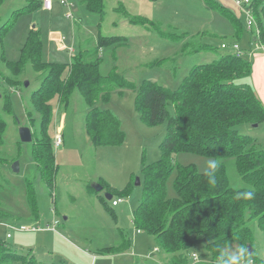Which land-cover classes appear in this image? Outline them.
Listing matches in <instances>:
<instances>
[{
    "label": "rangeland",
    "instance_id": "1",
    "mask_svg": "<svg viewBox=\"0 0 264 264\" xmlns=\"http://www.w3.org/2000/svg\"><path fill=\"white\" fill-rule=\"evenodd\" d=\"M61 1L51 0V11L41 8L16 15L13 13L23 8L26 1H4L0 7V27H7L0 37V54L6 61L20 60L29 32L35 29L41 39L42 61L64 67L62 76L66 77L80 45L84 50H94L100 36L120 37L125 41L98 49L102 76L116 74L137 87L150 81L176 90L195 65L225 54L219 50L222 41L237 43L242 50L250 42L246 32L241 39L236 37L231 18L222 12L223 7L239 13L233 0H208L214 8L207 6L205 0H104L102 21L87 11L84 0H66L71 7L61 5ZM119 3L129 14L147 19L146 27L132 25L115 12ZM240 12L236 15L245 29V12ZM54 32L61 39L53 40L50 34ZM199 45L209 48L194 51ZM255 54L261 58L264 52L255 50ZM243 56L253 62L252 52ZM42 77L43 73H35L30 66L15 76L0 62V109L4 94L9 91L15 118L2 113L7 127L0 148L5 160L4 164L0 163V204L5 213L0 219V240L15 253L32 258L35 264H169L167 256L156 251L153 237L146 232L137 233L134 225V210L143 195L142 169L160 159L159 146L165 137L166 124H145L135 108V91L114 90L99 107L119 119L125 140L118 146L94 147L85 131L88 108L81 93L75 88L65 108L58 106L56 97L52 101L53 119L48 129L56 170L51 190L37 171L33 145L21 143L18 135L19 128L24 126L34 136L39 135V116L32 113L34 121L30 123L25 112L30 107L29 97L40 87ZM166 109L170 116L174 115L171 103ZM237 129L256 140L258 149L264 147V122L257 127L243 124ZM58 133L62 143L56 147L54 139ZM172 158L178 166H194L204 173L205 162L212 157L175 153ZM15 162L18 172L12 169ZM224 163L230 186L246 188L237 175L234 160L227 159ZM176 175L174 169L166 182L168 198L176 197L173 187ZM137 178L139 186H135ZM93 185H102V190L92 191ZM106 193L113 194L111 200L105 199ZM29 198H33L34 206ZM117 198L123 202L112 207V200ZM21 226L28 229L20 231ZM249 226L254 253L247 258L260 259L264 264V235L256 223ZM121 238L129 240L130 248L125 254L101 253L107 247L118 246ZM194 252L209 264H216L201 245L190 251L187 264H198L192 258Z\"/></svg>",
    "mask_w": 264,
    "mask_h": 264
},
{
    "label": "trees",
    "instance_id": "2",
    "mask_svg": "<svg viewBox=\"0 0 264 264\" xmlns=\"http://www.w3.org/2000/svg\"><path fill=\"white\" fill-rule=\"evenodd\" d=\"M4 1L0 0V7ZM25 1L26 5L16 10L14 15L43 7V0ZM205 1L207 6L214 8L210 1ZM83 3L89 13L98 16L100 21L104 19V0H84ZM251 8L255 27L247 30L237 17L241 14L239 9L236 15L222 7V12L228 14L233 22L236 37L241 39L244 32L249 34L248 48L243 49L246 54L254 51L255 30L259 33V43L264 46V0H251ZM114 11L132 25L146 27L148 23L145 18L129 14L122 3ZM6 27H0V37ZM99 39L94 50H84L79 46L66 77L62 76L64 67L42 61L38 30H30L18 62H8L0 54V62L15 76L21 74L26 66L35 73H43L40 87L30 95V107L25 112L30 123L34 121L32 113L40 118L39 135L32 134L31 143L33 161L40 177L53 190L56 170L48 129L53 119L52 101L56 97L58 106L65 108L76 88L88 108L85 131L93 146H118L125 140L120 121L99 105L107 102L114 90H134L135 108L142 122L149 126L166 124L165 137L159 146L160 159L142 169L143 195L134 210L135 228L153 237L156 248L167 256L169 264H187L190 251L198 245L212 255L214 262L219 250L229 245L252 248L253 234L249 225L256 223L264 235V147L258 149L256 140L240 134L237 129L243 124L260 125L264 122L263 103L252 83L243 82L251 80L252 62L245 56L222 54L208 63L195 65L176 90H168L150 81L137 87L119 75L104 77L100 74L98 49L125 39L101 36ZM206 48L209 47L199 45L193 50ZM9 94V91L4 94L0 109V148L4 145L7 127L2 113L14 118ZM168 103L173 105V116L166 109ZM175 153L215 158L220 163L216 173L217 184L210 185L204 173L198 172L194 166L174 164L172 156ZM227 159L234 160L237 175L246 188L230 186L224 163ZM4 161L0 155V163L4 164ZM174 169L177 171L173 182L176 197L168 198L166 182ZM247 190L254 191L253 199H236L237 191ZM29 199L34 206L33 198ZM3 217L5 213L0 204V219ZM128 241L121 238L118 246L107 247L101 253H122L130 248ZM16 261L35 264L32 258L15 253L0 240V264ZM252 261L261 264L257 258H252Z\"/></svg>",
    "mask_w": 264,
    "mask_h": 264
},
{
    "label": "clouds",
    "instance_id": "3",
    "mask_svg": "<svg viewBox=\"0 0 264 264\" xmlns=\"http://www.w3.org/2000/svg\"><path fill=\"white\" fill-rule=\"evenodd\" d=\"M220 168V163L214 159L209 158L205 162L204 175L207 177V182L215 186L217 184L216 173ZM254 191H237L236 199L251 200L254 198ZM247 248L243 245H238L235 249L229 245L227 248H221L216 259V264H253L250 258H247ZM198 257V264H209V261L201 258L199 253L194 252Z\"/></svg>",
    "mask_w": 264,
    "mask_h": 264
},
{
    "label": "built area",
    "instance_id": "4",
    "mask_svg": "<svg viewBox=\"0 0 264 264\" xmlns=\"http://www.w3.org/2000/svg\"><path fill=\"white\" fill-rule=\"evenodd\" d=\"M61 5L65 6V7H71L70 5L67 4L66 0H62L61 1ZM233 5L241 10L245 12V20H246V28L247 30L252 29V27H255V19L253 17V12H252V8H251V0H233ZM43 8L47 9V10H51V0H43ZM68 18H72L71 15L67 16ZM255 30V29H254ZM258 36L259 33L257 30H255V44H254V51H252V53H255L256 51H263L264 52V46L262 44L259 43L258 41ZM219 50H221L222 52H224L225 54H230V55H236V56H243L244 55V51L240 48V46L237 43H233V44H227L226 42H222ZM62 143L61 140V136L58 133L54 139V144L55 146H59ZM123 199L122 198H118L116 200H112V207L117 206L118 204L122 203ZM28 228H26L25 226H21L19 228L20 231H26ZM139 232V231H137ZM7 237L9 238L10 235L8 234ZM193 260L197 261L198 257L196 254L192 255Z\"/></svg>",
    "mask_w": 264,
    "mask_h": 264
},
{
    "label": "crops",
    "instance_id": "5",
    "mask_svg": "<svg viewBox=\"0 0 264 264\" xmlns=\"http://www.w3.org/2000/svg\"><path fill=\"white\" fill-rule=\"evenodd\" d=\"M42 9H44L45 11H51V10H47L43 7H42ZM50 37L56 41L61 39V35L58 32L51 33ZM222 42H224V41H222ZM253 56H254V58H253V62H252L253 69H252L251 83H252V86L255 90V93L257 94V96L260 98L261 102L264 105V55L261 58L257 54H254ZM118 205H120V204H118ZM117 206H114V207H117ZM155 249H156V251H158L157 248H155ZM125 253L126 252H122V253H118L115 255H123ZM130 255H131V253L128 254V256H130Z\"/></svg>",
    "mask_w": 264,
    "mask_h": 264
},
{
    "label": "water",
    "instance_id": "6",
    "mask_svg": "<svg viewBox=\"0 0 264 264\" xmlns=\"http://www.w3.org/2000/svg\"><path fill=\"white\" fill-rule=\"evenodd\" d=\"M26 86L28 85V83L25 84ZM258 125H253V127H257ZM19 132V140L21 143H32L33 141V136H32V131L30 130V128L28 127H21L18 130ZM12 169L14 172H18V162H15L12 166ZM141 185L139 178L136 179V183L135 186H139ZM92 189L95 192H100L102 190V187L100 185H93ZM105 199L106 200H111L112 196L108 193L105 194ZM247 255H252L254 253L253 249L251 248V246H247Z\"/></svg>",
    "mask_w": 264,
    "mask_h": 264
}]
</instances>
